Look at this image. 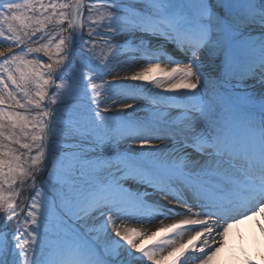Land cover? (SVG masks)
<instances>
[{"label":"snow or ice","instance_id":"obj_1","mask_svg":"<svg viewBox=\"0 0 264 264\" xmlns=\"http://www.w3.org/2000/svg\"><path fill=\"white\" fill-rule=\"evenodd\" d=\"M0 45V264H213L264 213V0H0Z\"/></svg>","mask_w":264,"mask_h":264},{"label":"bare ground","instance_id":"obj_2","mask_svg":"<svg viewBox=\"0 0 264 264\" xmlns=\"http://www.w3.org/2000/svg\"><path fill=\"white\" fill-rule=\"evenodd\" d=\"M176 219H178V217H176ZM158 223L159 221H155L154 226ZM154 226L150 229L154 230ZM262 226H264V213H257L254 216L242 220L239 224L234 225L233 228L229 230L227 242L213 261V264H233L234 262L231 258L227 257L223 259V257L228 251L235 250L234 248L240 250L241 254H237V257L241 262L246 261L244 257V253L246 252L248 257L257 261V264H263V262L255 258L256 254L264 252V230H262ZM235 237L236 240H240L242 244H236ZM250 240H252L254 244L261 242L263 248H251L249 243Z\"/></svg>","mask_w":264,"mask_h":264},{"label":"rangeland","instance_id":"obj_3","mask_svg":"<svg viewBox=\"0 0 264 264\" xmlns=\"http://www.w3.org/2000/svg\"><path fill=\"white\" fill-rule=\"evenodd\" d=\"M0 47H3V45H0ZM162 63H166V62H162ZM142 65L140 64H137L136 66L134 67H129L127 68L126 70L124 71H120V70H117L116 72H114L111 76H106L104 77L105 80H112L114 78H123L125 76H130L134 71L138 70L139 67H141ZM99 82V81H97ZM256 91L258 92L259 91V86H257V89ZM123 103H132V101H123ZM105 107L104 105H101V108ZM115 107V106H114ZM155 142H159V141H154ZM39 179V178H38ZM30 193H24L25 196L29 195ZM126 226H129V227H136V228H139L141 230H146V229H150L154 226V224H145V223H141V222H138V221H128L126 222ZM9 227L11 228H15L16 227V220H13L11 222V224L9 225ZM185 239H187V234L185 235L184 237ZM239 243V241H236ZM250 247L253 248V249H261L263 248V246H261V243H257V244H254L253 241H250ZM235 249V248H234ZM236 253H240V251H236V250H231L228 252L227 255L230 256V258L236 263V264H246V261H239L238 258H237V254ZM226 255V254H225ZM227 256H225L224 258H226ZM250 258V257H249ZM255 258L261 262H263L264 264V252L261 253V254H256L255 255ZM252 259V258H251ZM222 264V263H221Z\"/></svg>","mask_w":264,"mask_h":264}]
</instances>
